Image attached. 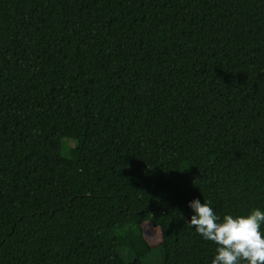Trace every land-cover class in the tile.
Returning <instances> with one entry per match:
<instances>
[{"label": "trees", "instance_id": "obj_1", "mask_svg": "<svg viewBox=\"0 0 264 264\" xmlns=\"http://www.w3.org/2000/svg\"><path fill=\"white\" fill-rule=\"evenodd\" d=\"M193 198L264 208V0H0V264H210Z\"/></svg>", "mask_w": 264, "mask_h": 264}, {"label": "clouds", "instance_id": "obj_2", "mask_svg": "<svg viewBox=\"0 0 264 264\" xmlns=\"http://www.w3.org/2000/svg\"><path fill=\"white\" fill-rule=\"evenodd\" d=\"M189 227L216 247L210 264H264V208H252L246 215L220 217L211 201L193 198L188 202Z\"/></svg>", "mask_w": 264, "mask_h": 264}, {"label": "rangeland", "instance_id": "obj_3", "mask_svg": "<svg viewBox=\"0 0 264 264\" xmlns=\"http://www.w3.org/2000/svg\"><path fill=\"white\" fill-rule=\"evenodd\" d=\"M201 154L202 151L201 150H195L193 151V158L194 161H196V159H200L201 158ZM194 161L188 163L186 166H192L194 164ZM73 167V166H72ZM74 169L71 168V171H73ZM142 226V230H143V235L145 237V239L151 243V244H155L156 242L159 241L160 239V230L158 227H154L151 225V223L149 221H143L141 223ZM138 233V229H136L134 231V235Z\"/></svg>", "mask_w": 264, "mask_h": 264}]
</instances>
